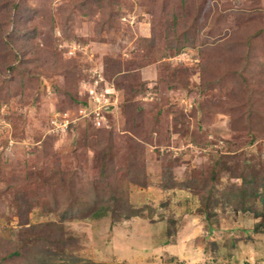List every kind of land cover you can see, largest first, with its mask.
Returning a JSON list of instances; mask_svg holds the SVG:
<instances>
[{"label": "rangeland", "instance_id": "obj_1", "mask_svg": "<svg viewBox=\"0 0 264 264\" xmlns=\"http://www.w3.org/2000/svg\"><path fill=\"white\" fill-rule=\"evenodd\" d=\"M251 173L264 0H0V264H264Z\"/></svg>", "mask_w": 264, "mask_h": 264}, {"label": "built area", "instance_id": "obj_2", "mask_svg": "<svg viewBox=\"0 0 264 264\" xmlns=\"http://www.w3.org/2000/svg\"><path fill=\"white\" fill-rule=\"evenodd\" d=\"M94 76H96V77H95L94 84L91 85L92 87H90V88L86 87V89H85L87 92L90 93L91 98L94 99V100H91V102L95 103V101H97V100H95V98H100L101 101L103 98H105V102H108L109 97L107 95H109V91L111 89L109 87V82L104 81L105 79H102V77L100 76V70H98V69L95 70ZM102 87H105V88H102ZM99 90H101L103 93L99 92ZM99 103H101V102H99Z\"/></svg>", "mask_w": 264, "mask_h": 264}, {"label": "trees", "instance_id": "obj_3", "mask_svg": "<svg viewBox=\"0 0 264 264\" xmlns=\"http://www.w3.org/2000/svg\"><path fill=\"white\" fill-rule=\"evenodd\" d=\"M168 175H169V173L167 174V177H168ZM241 177H242V184H241L242 187L245 188V189L248 188V187L250 189H253L254 188V190H255L254 195L257 197L259 195L258 193H259L260 186H264V184L262 183L259 187H255L256 177L253 175V173H251L249 175L248 174H245V175H242ZM251 185H252V187H250ZM95 215H98V214H94V216ZM18 253H20V252H14L13 254H18ZM42 258H44V257H42ZM47 259H49V258H47ZM47 264H51V263H47Z\"/></svg>", "mask_w": 264, "mask_h": 264}, {"label": "water", "instance_id": "obj_4", "mask_svg": "<svg viewBox=\"0 0 264 264\" xmlns=\"http://www.w3.org/2000/svg\"><path fill=\"white\" fill-rule=\"evenodd\" d=\"M111 109H112V106L106 107V110H111Z\"/></svg>", "mask_w": 264, "mask_h": 264}]
</instances>
